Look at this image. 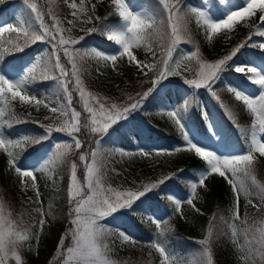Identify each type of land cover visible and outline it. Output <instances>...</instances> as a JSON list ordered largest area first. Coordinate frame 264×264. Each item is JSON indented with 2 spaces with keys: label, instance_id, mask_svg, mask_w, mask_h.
Here are the masks:
<instances>
[{
  "label": "snow or ice",
  "instance_id": "obj_1",
  "mask_svg": "<svg viewBox=\"0 0 264 264\" xmlns=\"http://www.w3.org/2000/svg\"><path fill=\"white\" fill-rule=\"evenodd\" d=\"M4 2L5 0H0V4ZM101 2L102 0H96V4H92L91 11H88L85 8V0H79V4L76 0H63L67 8L72 10V19L67 20V24L74 25L77 20L81 23L92 24L91 28L84 29L86 35L90 36L95 33L106 37L108 42H114L117 47L111 51L98 50L97 47L86 49L85 45L88 43L86 36H80L78 39L66 36V32H69L70 29L63 28L61 26L62 22L52 14L50 9L42 11L31 0H24L31 11V16L25 17L23 14H18L15 25L0 21V39H3L6 33L16 34V40L13 41L9 38L4 41L6 47L3 51H0V101L8 106L10 101L18 100L21 104L33 106L37 110L42 105L49 113L53 114L45 117V119L64 118L60 125L55 127L39 124L45 130V135L39 137L23 136L12 140L0 133V149L7 152V165L18 174L21 184H27L30 179L31 186L36 188L37 176L34 173L42 171V167L38 165L43 158L31 162L28 160L22 161L21 154L26 147L41 144L43 141L50 139L55 132L67 134L74 142L75 149L81 150L84 141H82L79 134L82 133V130H86L97 138L95 143L99 144L101 139L110 134V130H114V126L128 120L132 113L140 110L145 101L164 85V81L172 76H181L184 85L194 90L206 89L213 97L219 99L214 86L217 82L223 80L222 74L231 69L236 73L244 74L245 79L250 81V85L255 86L251 90H246L232 82H228L225 86L227 92L231 93L237 102H242V105L253 118L250 129L241 136L245 145L244 149L220 151V146H225V139L221 134L217 135L213 132V126H209V130L219 139V145L211 146L207 140L194 142L185 131L182 120L184 110L166 108L163 111L178 127L184 144L177 145L174 150H144L139 148L138 153L124 152L123 154L150 156L153 152L156 155H163L167 152L171 155L173 151L194 154L205 163L206 168L197 174L195 180L190 181V194L187 197L180 195L176 200L174 212L181 213L180 201L186 202L195 211H199L194 203V200L199 199L197 189L206 190V181L216 175L224 178L231 185L236 197L234 211L231 215V221L234 224L235 221L240 219L238 212L239 195L241 193L247 195L249 192L244 181L238 180L237 174L243 172L246 177L250 176V166L253 164L255 154L258 153L260 157H264V68H261L255 62V59L260 58L236 63L238 54L243 55L242 49L259 48L264 50V39H253L254 37L264 38V0H238L236 6L226 12L221 11L214 3L211 8L204 11L198 10L197 7H188L185 0H158L160 11L167 18L166 28L159 33L160 38L167 41V43L163 46L164 50L158 59L156 58V50L151 44L154 33L158 31L156 15L135 11L130 0H109L111 14L119 17V25L112 26L106 22V17L102 18L95 14L97 5ZM198 7L204 8V5ZM257 9H259V16L256 15ZM218 12L219 15H217ZM246 17L251 19V24L255 25V30L247 40L233 47L227 55L215 62L205 60L199 49L182 50L179 47L182 43H187L191 39L188 36L187 25L193 18H195L198 28L203 29L209 43H212L214 34L221 29H231L236 21ZM37 42H44L50 46L51 56L54 57L55 63L50 65L49 62L42 61L38 55L36 62L24 69V75L17 78L19 75L18 70L3 63L4 53H22L25 48ZM77 45L80 47H77ZM140 49L151 53V55H146L143 60L139 59L138 54H134V52H138ZM86 56L110 62L114 69H118V61L122 62L126 57L144 75L156 69L157 65L159 67L155 78L151 79V87L142 94H138L139 99L130 96L128 98L130 102L123 106L116 103L108 105L99 101L94 105L92 101H96V97L86 91L80 78L85 69L83 67L78 68L76 63L77 57L82 59ZM193 60L198 66L194 78L183 77L179 69L184 65L186 71H191L184 62ZM38 64L42 67L41 78L43 80L56 81L58 93L56 100H52L48 96H38L29 90L30 83L37 79L36 69ZM261 64H264V60H261ZM66 65H71V70ZM145 69H147L146 72ZM77 94L78 101L74 100V96ZM193 94L195 96V92ZM61 98L63 102H61ZM76 103L82 104L86 116H82V112L76 110L74 106ZM221 107H224V105L222 104ZM3 115L4 113L0 112V116ZM204 118L208 120L205 112ZM229 118L233 119V123H235L231 114H229ZM17 122L24 123L27 121L17 119ZM54 148V156L49 159H60L64 156L65 151L72 148V143H57ZM10 149H17L18 151L14 153ZM97 156L98 153L91 150L92 162L89 163L85 154H78L79 161L85 162L86 172L83 182L77 177V163L73 162L71 165L67 193L70 227L62 234L60 243L57 246V252L60 255L54 256L49 264H113L106 257L107 246L102 242L105 226L100 225L99 221L113 216L121 210H131L133 214L144 212L145 209L142 206L145 200L142 198H146L148 193L160 189L161 185H164L166 181L173 179L175 176V174L173 176H163L157 182L145 184L142 190H118L105 187L100 171L102 165L97 160ZM242 165L243 168H241ZM251 179L252 183L259 188L260 199L264 202V185L257 184L255 176H251ZM37 200H39V193H37ZM248 203H251V201L249 200ZM37 211L41 215L38 224L43 227L45 224L44 213L40 209H37ZM220 219H223V217H220ZM215 220L216 217L210 219V225L214 226ZM152 223L156 225L157 229H160L157 233L158 239L151 242V247L161 258L160 264H181L163 240L165 230L161 229V220L153 218ZM163 223L167 224V221L165 220ZM244 231L246 239H248V229ZM122 235L124 240L130 239L126 234ZM231 235L232 239L235 240L237 237L235 229ZM214 236L215 233L210 228L208 236L204 240L198 241L203 248L201 256L206 264H213L210 243ZM33 238L38 240V234L6 217L3 206L0 205V264H9L10 260H14L15 264H22L21 250L26 245L31 247L29 242ZM69 238L71 243L65 247L64 241ZM257 253L260 254L261 264H264V229L259 230L258 239L255 235L248 239L245 264H250V262L254 264Z\"/></svg>",
  "mask_w": 264,
  "mask_h": 264
},
{
  "label": "trees",
  "instance_id": "obj_2",
  "mask_svg": "<svg viewBox=\"0 0 264 264\" xmlns=\"http://www.w3.org/2000/svg\"><path fill=\"white\" fill-rule=\"evenodd\" d=\"M138 1L144 4L151 14L156 15L158 31L154 33L151 44L156 50L157 55L162 54L164 50L163 46L167 41L162 40L159 33L166 28V15L161 13L158 0ZM31 2L36 3L42 11H48L50 9L52 14L61 22L65 21L68 16L69 9L67 5L63 3V0H31ZM96 15L102 18L106 17V22L112 26L119 23V17L112 15L110 12V5L98 6L96 8ZM26 16L29 17L31 14H28L26 11L25 17ZM49 23H51V21H49ZM92 26L93 25L90 24V28ZM187 28L188 36L191 38L188 43L194 50L199 49L202 57L207 61L222 58L227 55L233 47L244 42L251 35L250 29L236 26L232 38L223 42L218 40V43L211 48L202 42L200 35L189 25H187ZM85 36L86 40L94 38L99 43L108 45V43L104 41V36L99 34L94 33L90 36ZM9 38L15 41L16 34H8L4 36L3 39H0L1 51L6 47L4 41ZM51 51L50 46L47 44L46 52L40 56L42 61L49 62L50 65L55 63L54 57L51 56ZM241 51H243V49ZM29 52L30 47L25 48V51L22 53L5 52L4 62L9 64L11 61H17L18 66H21L23 62L27 60ZM61 55L63 54L61 53ZM66 66L69 68V65ZM158 67L159 65L147 75H142L136 70V67L127 64H122L111 73L104 70H99V72H94L92 70V77H90L91 79L88 81H90L93 87L96 86L98 90L103 89L108 95L119 97L120 101H128L130 96L139 99L138 94H142L151 87V79L155 78ZM53 71L55 70L53 69ZM41 73L42 67L40 65L36 73L37 85L45 88L48 92L58 94L56 81L43 80L41 78ZM214 90L217 92V97H219V99H215V106L221 124L224 128L231 129L235 136L241 138L244 133H247L250 120L246 108L242 105V102H237L232 98L222 81L217 82L214 86ZM74 100L78 101L77 95L74 96ZM159 101L160 94L158 90L145 101L144 106L147 110L151 111L157 106ZM222 104L224 107H221ZM74 106L76 110L82 112V116L87 115L83 112L80 103H76ZM0 112L4 113L3 116H0V125H2L0 130L10 139H18L20 133L29 137L45 135L44 128L39 126V124H43L41 122L43 118L39 116V113L36 111H30V113H28V110L18 102H10L8 106L1 104ZM229 114L232 115L235 123H233V119L229 118ZM17 119H22L27 122L18 123ZM150 134L151 137L154 136L157 142L163 143L165 149L174 150L177 145L184 144L178 134L171 128L166 127L159 120H155ZM79 135L82 141H84L83 148L81 150L74 149L71 151L66 157V162L52 163L55 177L58 179L57 188L50 191V202L48 203L53 212V224L48 228L46 233L38 235L46 247V259L40 262L35 257L31 256L24 248L21 250L22 264H49V261L53 260L54 256L60 255L57 252V246L60 243L62 234L70 227L67 195L69 186L68 170L71 169L73 162L77 163V177L83 182V165L85 162L79 161L78 154H85L88 160L91 158V150H94L96 146L95 140L97 138L93 137L86 130H82V133ZM122 136L128 141L131 140L129 132L124 133ZM46 141L47 140L43 141L41 144H33L26 147L21 154V158L26 159L37 154ZM16 151L18 150L14 149V153ZM154 159V164L152 166H149L147 163H137L132 166H125L123 169L120 166H116L118 171L116 178L123 184H127L130 181L136 183L138 188L142 190L145 184L154 183L163 176H173V174H175L173 179L166 181L164 185L160 186V189L148 193L146 198H144L150 202L151 206L157 205L165 209L163 221L166 220L167 224L163 223L162 229L165 230L163 240L168 249L171 250L181 264H206L201 256L203 248L198 241L204 240L208 236L209 229L211 228L215 233L214 239H212L210 243L213 264H239V252H241V249L243 250V248H246V246L248 247L244 230L248 229L247 235L251 238L255 233H258L256 220L261 216L262 209H255L252 207L248 212L246 221L243 223L235 222L233 224L231 221L232 210L230 208L231 186L224 180L212 176L209 179L208 189L201 195L202 211L194 210L191 214L183 217L180 213L174 212L175 207L168 198L164 196L165 189L172 187L178 192L185 194L188 189L187 176L193 175L206 165L201 159L188 152L176 153L173 151L171 155L165 152L163 155H158ZM243 167L242 165L241 168ZM250 171L251 175L247 177L243 172L237 175L244 181L249 192L258 194L259 188L252 183L251 176L256 177L257 184L264 185V157L255 155L253 164L250 166ZM0 200L11 220L21 224L23 227L29 228L31 232L35 234L38 233V221L41 218L40 212L37 211L39 208L30 198L10 187L4 175V164L1 153ZM213 217H216L214 226L209 223L210 219ZM220 217H223V219H220ZM127 218L129 224L133 228L132 236L137 246L132 249L126 248L117 252L114 259L122 264H160L161 258L159 254L151 247V242L158 239L157 233L160 229H157L155 224L150 220L138 221L137 214H130ZM226 221L227 223H225ZM168 229H170V231H168ZM234 229L237 232L235 240L232 239L231 235ZM140 234H144L147 241H143ZM255 237L258 238V235ZM35 240L36 239L33 238L30 243L35 242ZM70 243L71 239H66L64 241L65 247Z\"/></svg>",
  "mask_w": 264,
  "mask_h": 264
},
{
  "label": "rangeland",
  "instance_id": "obj_3",
  "mask_svg": "<svg viewBox=\"0 0 264 264\" xmlns=\"http://www.w3.org/2000/svg\"><path fill=\"white\" fill-rule=\"evenodd\" d=\"M76 2L77 4H79V0H76ZM237 2L238 0H186L185 1L188 7H197L198 10H204V11H207L209 8H211L212 4L214 3L223 12H226L230 8L235 7ZM130 3L135 11L147 12L151 14L146 9L145 5L139 2L138 0H130ZM92 4H96V0H85V8L88 11H91ZM100 5L109 6V0H102V2L97 5V7ZM199 5H204V8H199L198 7ZM26 11L28 14H31L30 9L24 3V0H5L3 4H0V21L6 23H12L15 25L17 23L16 21L17 15L23 14L25 16ZM71 11L72 10L69 9V12L67 14L68 16L65 21H62L61 26L65 29H70L69 32H66V36H71L72 38L78 39L80 36L86 35L84 29L90 28V24L81 23L79 20H77L74 25H68L67 20L72 19ZM219 14L220 13L218 12L217 15ZM259 14H260L259 9H257L256 15L259 16ZM118 25L119 24L114 26H118ZM188 25L197 34L200 35L202 42L206 46L211 48H213V46L216 45V43H218V40L223 42L232 38L236 26H240L245 29H250L251 33L255 30V25L251 24V19L246 17L236 21L231 29H221L218 33L214 34L213 42L209 43L203 29L198 28L195 18H193L188 23ZM253 39L259 40L264 38L254 37ZM87 41L88 43L85 45L86 49L97 47L98 50L111 51L113 48L117 47L114 45V42H108L106 37H104V41L109 43L108 45L101 44L98 41H96L94 38L88 39ZM46 47L47 46L44 42H37L36 44L31 45L30 46L31 51L29 53V57L22 66H18L17 61H11L9 64H5L3 61V63L5 65H11L13 68L17 69L19 73L17 78H19V76L24 75V69L30 66V64L36 62V57L38 55L41 56L46 52ZM77 47L80 46L77 45ZM179 47L182 50H188V49L193 50L188 42L182 43ZM0 51H1V47H0ZM241 52L243 53V55L238 54V58L237 59L234 58L236 59V63H243L248 60L260 58V59H255V62L259 64L261 68H264V64H261V60H264V50H260L259 48H247V49H243V51ZM134 54H138V57L141 60H143L146 55L149 56L151 55V53H147L143 49L138 50V52H134ZM160 55L161 54L159 55L156 54V58L158 59ZM216 60H212V61L208 60V62H215ZM76 63L78 68L83 67L85 69L81 73L80 78L83 81L86 91H88L89 93H91L93 96L96 97V101H92L94 105L97 104L98 101L104 102L105 104L108 105L112 103H116L117 105L120 106L125 105L126 102L129 103V100L120 101L119 97L110 96L103 89L98 90L96 86H94L95 87L94 88L93 85L90 84V81H88L91 79L90 77H92V70L94 72L95 71L99 72V70L101 71L104 70L109 73L114 71V67L110 62H104L98 60L95 57L86 56L82 59L77 57ZM122 64H127L136 67V70H138L142 75H144L143 72L140 69H138L135 64L130 63L126 57L123 59L122 62L118 61V65H119L118 67H120ZM184 64L187 65L188 68L191 69V71H186L184 65H182L181 68L179 69L181 75L189 79L194 78L195 72L198 71V66L196 65V62L194 60L191 62L185 61ZM39 67L40 65L38 64L36 73L39 70ZM69 69L71 70V65H69ZM144 71L146 72L147 69H145ZM248 75L250 76L251 74ZM222 76H223L222 82L224 86H226L228 82H232L237 85H240L246 90H251L255 88V86L250 85L249 80L245 79L244 74L236 73L234 72V70L230 69L229 71L223 73ZM29 90L33 91L34 94L38 96H48L52 100H56L58 98V94L48 92L45 88L37 85V80L30 83ZM159 92L161 95V99L159 101V104L155 108H153L150 111L147 110L143 105L140 110L132 113V115L128 118V120L122 121L120 124L114 126L115 127L114 130H110V134L106 135L103 139H101L99 144H96L94 150L98 153L97 160L102 165L100 171L103 177V184L105 187H112L118 190L139 189L137 184L131 181L127 184H123L122 182H120L116 178L118 174L116 166H120L123 169L125 166L128 167L137 163H147L149 166H152L154 164L153 160H155L154 158L158 156L155 154V152H153L150 156H140L139 154L125 155L123 153L124 152L138 153L139 148L144 150L165 149V145L163 143L157 142L154 136L151 137L150 131L152 126L155 124V120L161 121L166 127L171 128L175 133L179 134L182 138V134L180 133L178 127L174 125V123L170 120V118L167 117L165 111H163V109L166 108L184 110L182 114V120L185 126V131L189 134L190 139H193L194 142L207 140L211 146L219 145L220 144L219 139L213 135V132H215L217 133V135L221 134L225 139V146H220V151H225L226 149L240 150L245 148V145L240 144L241 142H239L241 139L240 138L237 139L236 137H234V135L230 133L228 129H225L224 126L221 124L217 116V109L215 106V99L217 98L213 97L211 93L208 92L206 89L194 90L192 88H189L187 85L183 84V80L181 76H172L169 77L167 81H164V85L159 89ZM193 92H195V96ZM229 94L234 98V96L231 93ZM77 98L79 99L78 94H77ZM10 102H18L21 106L25 107L28 110V113H30V111H36L37 113H39V116L43 118L41 119L43 125H52L53 127L59 126L62 120L64 119L63 117H57L52 120L45 119V117L52 116L53 114L49 113L48 110L45 109L42 105L40 106L39 110H37L33 106L21 104L18 100L10 101ZM61 102H63L62 98H61ZM2 103L3 102L0 101V107ZM204 112L207 114L208 120H205ZM248 114L250 117L248 123L249 125L248 130H249L253 118L249 112ZM209 126H213V132L209 130ZM127 132L130 133V137H131L130 141L126 140L122 136L124 133ZM0 133H2L6 138H8L1 130ZM23 136H25V134L23 133L19 134V138ZM57 143H61V144L72 143V148L70 150L65 151L64 156L61 157L60 159H49L50 157L54 156V152H55L54 146ZM74 149H75L74 142L71 141V138L67 134L54 132L52 134V137L42 145V149L37 154L26 159L21 158L22 161L28 160L29 162L43 158L40 160V163L38 165L39 167H42V171L34 173L37 176L36 188H33L31 186L30 179L27 184L20 183V177L18 176V174H16L14 169H11L10 166L7 165V159H8L7 152L4 151L3 149H0L4 164V175L10 187L16 189V191H18L20 194H23L27 197H31L32 199L31 201L40 210L43 208L42 212L44 213L43 218L45 219V224L43 225V227L39 225L38 233H37L38 235L46 233L48 228L53 224L52 222L53 212L51 211L48 203L50 202V191L57 188L58 179L55 177L52 163L54 164L57 162L58 163L66 162V157ZM118 149L120 151H117ZM10 150L14 152V149H10ZM255 155H259V154L257 153ZM87 162L91 163L92 158L88 159ZM205 168L198 170L193 175L187 176L188 189L185 194L178 192L176 189L172 187H168L165 189L164 196L168 198V200L175 206V202L180 195H184L185 197H187L190 194V186H189L190 181L195 180L197 178V174L201 171H204ZM68 171H69L68 173H69V182H70L71 169H69ZM83 172H84L83 176H85V172H86L85 168L83 169ZM216 177L224 180V178L222 177L219 176ZM237 178L238 180H241L238 175ZM206 183L208 189L209 180L206 181ZM204 191L205 189L198 188L197 194L199 199L194 200L196 208H198L199 211H202L201 195ZM37 193H39V200H37ZM169 197H171V199H169ZM144 200L145 203L142 207L145 209V211L137 213V215H139L138 221H145V220L152 221L153 218L159 219L161 220V229H162L165 209L157 205L151 206L150 202L147 199ZM235 200L236 197L231 187L230 208L232 209V212L234 211ZM249 200L251 201V203H248ZM0 205L3 206L4 215L8 217V213L1 200H0ZM180 206H181L180 214L183 217L191 214L194 211V209L191 206L187 205V203L184 201H180ZM252 207H254L255 209H259V208L262 209V212L260 214L261 216H259L256 220V227L258 229V233L254 234L255 236L258 235L259 238V230L264 229V206H263V202L260 199L259 193L252 194L251 192H248L247 195H245L244 193H241L239 195L238 212L240 219L237 220V222L243 223L244 221H246L248 218L247 217L248 212ZM129 214H133L131 210H121L120 212L115 213L113 216H109L99 221L100 225L105 226L104 233L102 235V242L104 245L107 246L106 257L110 261H112L113 264H122L114 259L117 252L126 248L132 249L137 246L132 236L133 228L129 224V220L127 218ZM122 234H126L127 236L130 237V239L124 240ZM140 235L143 241H147V238L144 234H143L144 236L142 234ZM247 237L248 239H251L249 235H247ZM248 239L246 240L247 244H248ZM30 245L31 247H28L27 245L24 247L27 250V252L31 256L35 257L38 261L40 262L44 261L46 259L47 251L44 243L42 242V239L39 237L38 240L36 239L35 242L30 243ZM247 248L248 247L246 246V248H243V250L241 249V252H239V264H245V254L247 252ZM9 264H15V261L10 260ZM250 264H252V262H250ZM254 264H261L259 253L256 254V261L254 262Z\"/></svg>",
  "mask_w": 264,
  "mask_h": 264
}]
</instances>
